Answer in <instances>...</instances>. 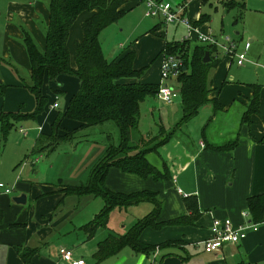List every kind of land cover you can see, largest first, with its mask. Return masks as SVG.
I'll use <instances>...</instances> for the list:
<instances>
[{"label": "crops", "instance_id": "0c3cea01", "mask_svg": "<svg viewBox=\"0 0 264 264\" xmlns=\"http://www.w3.org/2000/svg\"><path fill=\"white\" fill-rule=\"evenodd\" d=\"M168 1L172 4L185 2L186 13L194 26L189 31L190 38L196 41L199 33L210 34L216 38V34H222L224 30L222 17L225 11L232 12L233 22L248 21L254 15L261 16L259 13L264 11V0ZM49 3L50 0H0V96L3 95L0 97L3 98L0 100V111L30 113L35 106L33 94L24 85L32 82L25 36H29L39 50H44L49 23ZM140 5L144 9L140 0H124L121 7L125 12ZM95 10L81 11L69 28L67 48L71 66H75L74 42L83 38L82 23ZM217 17L222 21L219 31L212 25ZM160 21L155 22L152 27L157 25L156 28L152 30L151 27L150 31L159 32L162 36L164 31H161V28L164 25ZM263 22L260 20L257 23L259 30L263 27ZM175 25L178 27L182 24ZM186 29L188 31L187 27ZM255 37L256 35H248L244 41V45L248 41L251 46V41L261 40L258 51H253L252 56L246 52L248 60L245 63L253 66L255 74L251 80L235 79L230 75L227 77L226 68L228 62L234 59L235 53L226 52L222 48L220 50L219 46L214 51L217 62L209 72L210 100L199 105L195 114L201 115L199 110L206 104L205 107L209 110L206 115L208 121L203 123L201 137H196L195 134L194 140L191 138L194 129H191L189 123L191 118L196 116L178 124L182 113L179 95L180 116L171 129L174 131L179 126H184L190 138L184 140L177 138L172 143L175 150L184 152V158L179 157L176 161L168 153L162 158L159 168L163 164L168 167L170 175L168 179L141 177L122 171L116 166L109 167L108 176L112 178V182L108 184L105 177V183L110 189L122 192L153 190L163 199L157 217L159 226L146 225L138 236L142 243L153 245V248L143 251L130 244H124L101 260L96 261L93 256L101 240L109 234L126 233L138 218L148 213L153 208L151 201H148L152 203L148 211L145 213L141 211L136 216L127 218L123 216L126 210L122 207L135 206L138 202L113 207L112 212L120 209L122 213L118 218L120 221L118 228H111L109 231L107 221L106 225L99 226L89 236L83 225L97 211L88 214L86 205L90 202L84 198L83 201L78 200L76 204L74 202L76 197L92 193H66L61 183L54 184L47 179L32 182L25 180L15 182L20 190L16 194L21 192L26 194L23 203L12 200L11 196L15 195L12 192L0 191V264H27L17 251V247L35 249L29 264H70L61 256L59 249L62 246L70 248L74 258H83V264H92V260H86L84 257L89 255L94 264H264V221L249 228L246 236L240 241L227 243L217 252H207L203 249L204 240L210 236V224L214 217H229L238 224L244 219L242 212L247 210L248 196L264 192V69L254 63L264 61V37L254 39ZM161 41L164 47L166 40ZM232 42L234 44L233 40ZM163 47L156 62L159 81ZM233 48L234 51L237 50L235 45ZM127 50L134 51L133 66L141 68L134 63L136 53L131 47L122 50L118 55ZM221 51H224L223 56ZM145 71L146 69L140 76L141 81L159 83L157 79L143 80ZM78 87L79 79L73 74L60 73L54 79H50L47 74L44 75L41 92L46 96L49 108L35 115H25L37 118L36 120L41 117L39 123L34 126L37 130L32 143L34 146L40 135L48 138L47 136L54 130L63 134L79 127L80 121L70 117H62L56 129L52 125L57 113L66 108ZM48 88H52L55 93L51 98L50 96L48 98L46 93ZM175 88L179 92V83ZM255 88L258 89V99L253 101ZM61 95L62 109H59ZM153 96L159 99L156 94ZM254 106L255 109L251 110L250 108ZM55 107H58L56 111ZM46 122H49L48 129L44 128ZM162 127L166 129L163 125ZM172 133L164 143H161L163 147L170 141ZM23 134H28V131L24 130ZM142 135L140 139L143 141ZM223 145L230 146L224 149L216 148ZM46 146L49 148V144ZM30 150L32 158L26 157L22 168L28 163L34 164L39 156L34 155L35 147ZM193 195L197 212L193 222L166 223L180 214L193 215L195 209L188 206L185 198ZM155 247L157 253L154 255Z\"/></svg>", "mask_w": 264, "mask_h": 264}, {"label": "trees", "instance_id": "16d2710c", "mask_svg": "<svg viewBox=\"0 0 264 264\" xmlns=\"http://www.w3.org/2000/svg\"><path fill=\"white\" fill-rule=\"evenodd\" d=\"M123 2L124 0H50L49 23L45 34L44 50H39L32 39L27 35L25 36L32 82L24 83V85L33 94L35 106L30 113L0 111L2 131L6 134L12 127L13 121L28 114L35 115L43 109L47 100L41 92L44 75L47 74L50 79H54L56 75L65 72L78 77L79 87L70 98L66 108L57 113L52 124L53 128L56 129V126H59L62 117H70L80 121L78 128L106 120H113L117 124L120 132L119 143L116 145L108 144L106 152L92 165L86 181L62 185L63 190L66 193H92L102 197L103 206L83 225L89 236L99 226L106 225L110 211L115 206H127L147 200L153 203V208L138 218L126 233L109 234L101 240L93 253L96 261L117 251L124 244H130L143 251L153 248V245L142 243L138 236L146 225L159 226L157 217L163 204V199L159 193L153 190L140 189L122 192L110 189L105 183L108 168L116 166L122 171L134 173L141 177L152 176L156 180H166L170 176L165 164L158 168L148 160L146 153L165 142L170 137L172 129L165 137L157 140L154 145L129 152L133 147L129 143L131 132L138 129L139 125L140 103L146 95L156 94L158 83L140 80L145 67L135 68L133 66V50L123 51L124 53L121 55L108 59L104 56L99 41L100 31L124 12L121 7ZM85 9L96 10L82 23L83 38L74 42L75 66H71L67 48L69 28L77 15ZM156 26L154 25L152 30ZM189 40V38L174 40L173 42L166 40L162 50L163 52L175 53L182 60L180 73L176 76L179 83L182 109L178 124L194 116L199 105L210 100L209 72L217 62L214 55V51L217 49L216 45L198 41L189 53ZM206 50L209 51L210 59L203 61ZM257 99L258 89L255 88L252 100L256 101ZM250 109H255V106ZM77 129L63 134L56 133L53 129L54 131L49 134L50 141L48 143L44 141V135H40L37 143L41 146L49 144L51 148L59 138L69 137ZM229 146H216V148L224 149ZM185 198H187L188 206L195 209L193 215L180 214L167 220L166 223L193 222L197 213L195 196H185ZM247 209L251 221L256 224L264 221V192L248 196ZM17 251L23 260L29 264L35 249L17 247Z\"/></svg>", "mask_w": 264, "mask_h": 264}, {"label": "rangeland", "instance_id": "374dc122", "mask_svg": "<svg viewBox=\"0 0 264 264\" xmlns=\"http://www.w3.org/2000/svg\"><path fill=\"white\" fill-rule=\"evenodd\" d=\"M255 12V11H252ZM232 12H224L222 17L224 30L222 34H216L218 40L221 42V36H229L234 41L236 51L244 50V41L248 35H256L254 39H261L264 37V22L263 27L260 30L257 28V23L260 20L264 21V11H261L260 15H254L252 19L244 22L232 21ZM258 14V13H256ZM159 17L147 16L144 14L143 6H136L133 9L125 11L116 20L111 22L109 25L104 27L100 34L99 40L103 54L108 59H111L118 55L122 50L131 47L135 50V60L134 63L138 67H145L146 71L144 73L143 80L154 81L157 79L159 81V76L157 73V64L159 58L160 50L163 47L161 43L162 39L173 42L174 40L182 39L188 33L185 26L179 25L178 27L175 23H163L161 31H164V35H160L159 32L150 31L152 25L159 21ZM219 17L215 18L212 25L216 31H219L221 25ZM236 31H240L236 33ZM242 34V35H241ZM189 49L190 53L193 45L198 41L189 38ZM261 41V40H260ZM260 41H251V46L246 50L249 56H252V52L258 51ZM122 44V46H121ZM220 50L221 47L219 46ZM221 51V56H223ZM226 68V76L235 77V79H253L254 70L253 66L248 63L244 65H238L235 61V57L232 61L228 62ZM1 77V75H0ZM217 79V78H216ZM166 82L170 85H178V80L176 78H168ZM48 98L55 95L52 88L47 89ZM1 95L0 97H2ZM34 97V96H33ZM2 101L3 98H0ZM62 95L59 96L60 107L62 109ZM178 102L179 94L171 102H164L160 99L155 98L153 95H146L144 100L140 103V117L138 129L131 132L129 143L132 144V150L129 152H134L138 148H143L146 146L154 145V143L165 137L171 128L173 127L176 120L179 118L178 112ZM206 104L202 106L199 113L202 115H195L189 126L194 129L191 134L193 140L196 137H201L202 126L205 123L206 118H208L207 113L209 110L206 109ZM49 108V104H44L41 111H46ZM58 107H55L57 110ZM40 111V112H41ZM8 116V115H7ZM22 117V119H16L13 122L12 127L7 131L6 134L2 131V126L0 122V180L7 184L11 188L12 194L20 192L16 187V181L30 182L36 180H49L54 184L61 183L62 185L78 184L81 181H86L89 171L92 165L102 157L106 152L109 143L118 144L120 141V132L117 124L113 120H106L101 123L88 125L78 128L69 137L59 138L55 144L50 148L43 145L41 146L37 143L35 146L32 144L37 135V130L34 128L41 117ZM49 122L44 123V128L48 129ZM162 125L166 128L163 129ZM24 130L28 131V134L24 135ZM62 133V132H61ZM143 134V135H142ZM144 138L143 141L140 137ZM45 138L44 141H50L49 136ZM180 138L182 140L189 139V135L184 126H179L176 128L171 136V139L163 147L162 144L157 145L156 149L148 151L146 154L150 162L154 163L158 168L161 166L162 158L166 157L168 153L171 158L178 160L179 157L184 158V152L180 150H175L172 147L174 140ZM49 139V140H48ZM164 143V142H163ZM33 145V146H32ZM35 147L34 155H39L35 163H28L25 167H21L26 161V157H30L32 154L31 148ZM43 147V148H41ZM170 158V159H171ZM169 163L170 160H168ZM109 168L106 172L107 183L112 182V178L108 176ZM10 194V195H12ZM83 198L90 202L87 207L88 214L92 211H98L104 204V201L99 195H82L76 197V202L78 200L83 201ZM152 207V203L148 201H139L135 206L122 207L126 210L123 216L131 217L136 216L137 213L141 211H148ZM126 208V209H125ZM110 211L107 228L111 231V228H118L120 221L118 220L120 209L117 211ZM75 249V247L73 248ZM85 254H83L84 256ZM87 260H94L91 255L84 256Z\"/></svg>", "mask_w": 264, "mask_h": 264}, {"label": "built area", "instance_id": "2783aa9c", "mask_svg": "<svg viewBox=\"0 0 264 264\" xmlns=\"http://www.w3.org/2000/svg\"><path fill=\"white\" fill-rule=\"evenodd\" d=\"M144 5L145 15L159 17L163 23H179L188 28V33L194 28L189 16L186 13V4L178 3L172 4L168 0H140ZM184 38H190V35L184 36ZM199 42L210 43L216 46H220L226 52H234L235 61L238 65H243L247 60L246 50L249 48L250 43L245 42L244 50L236 52L234 51V44L230 37L222 38L220 42L218 38L210 34L199 33L196 36ZM181 58L172 52H163L160 61V81L158 83V89L156 96L164 102H171L178 96V90L166 82L168 78H176L181 70ZM260 65L264 69L263 62H254ZM0 191L11 192V188L0 180ZM244 219L235 224L229 217H214L210 224V236L207 237L203 242V249L207 252H217L223 245L227 243H236L243 239L247 230L254 227L256 223L251 221L249 217V210L242 212ZM61 256L64 260L70 264H83V258H74L72 250L67 247H60L59 249ZM157 253V247L154 248L153 254Z\"/></svg>", "mask_w": 264, "mask_h": 264}, {"label": "water", "instance_id": "95a60500", "mask_svg": "<svg viewBox=\"0 0 264 264\" xmlns=\"http://www.w3.org/2000/svg\"><path fill=\"white\" fill-rule=\"evenodd\" d=\"M209 59H210L209 51L206 50L203 56V61H208ZM11 198L17 203H23L26 200V194L24 192H21L19 194L12 195Z\"/></svg>", "mask_w": 264, "mask_h": 264}]
</instances>
